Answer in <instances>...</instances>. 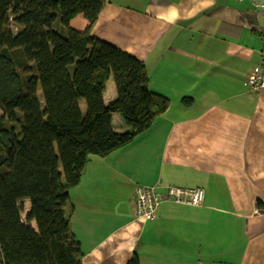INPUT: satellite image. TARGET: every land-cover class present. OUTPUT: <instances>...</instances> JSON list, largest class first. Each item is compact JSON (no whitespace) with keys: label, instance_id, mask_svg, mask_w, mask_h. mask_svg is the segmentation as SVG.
<instances>
[{"label":"crops","instance_id":"1","mask_svg":"<svg viewBox=\"0 0 264 264\" xmlns=\"http://www.w3.org/2000/svg\"><path fill=\"white\" fill-rule=\"evenodd\" d=\"M70 26L82 30L85 19ZM91 34L143 66L169 106L129 144L90 156L69 192L81 264H264V89L246 83L264 59V0H105ZM115 97L109 78L102 100ZM111 125L128 129L118 113ZM136 185L200 187L204 198L162 199L141 220Z\"/></svg>","mask_w":264,"mask_h":264},{"label":"trees","instance_id":"2","mask_svg":"<svg viewBox=\"0 0 264 264\" xmlns=\"http://www.w3.org/2000/svg\"><path fill=\"white\" fill-rule=\"evenodd\" d=\"M104 2L0 0V264H81L64 214L69 192L90 156L129 144L169 106L143 66L132 69L133 57L92 36ZM77 14L82 30L70 26ZM109 78L116 97L105 104ZM112 113L126 131L113 130Z\"/></svg>","mask_w":264,"mask_h":264},{"label":"built area","instance_id":"3","mask_svg":"<svg viewBox=\"0 0 264 264\" xmlns=\"http://www.w3.org/2000/svg\"><path fill=\"white\" fill-rule=\"evenodd\" d=\"M251 91L264 89V59L246 77ZM204 191L200 187L166 186L164 194L158 193L153 185H137L134 188V213L137 219L152 220L162 199L187 205H200Z\"/></svg>","mask_w":264,"mask_h":264},{"label":"rangeland","instance_id":"4","mask_svg":"<svg viewBox=\"0 0 264 264\" xmlns=\"http://www.w3.org/2000/svg\"><path fill=\"white\" fill-rule=\"evenodd\" d=\"M57 21H58V19H57ZM36 95L38 96L37 99H38L39 103H40L41 106H42V97H41V92H40V90H39V92H38ZM37 96H36V97H37ZM23 207H24V208H23V209H24V210H23L24 213H22V216H23L22 219L24 220V217H25L26 213L28 212L29 205L23 203ZM29 225L32 226V227L34 226L33 222H29Z\"/></svg>","mask_w":264,"mask_h":264}]
</instances>
